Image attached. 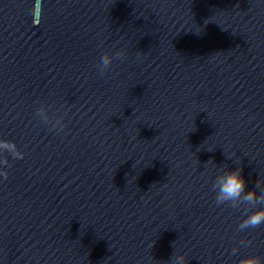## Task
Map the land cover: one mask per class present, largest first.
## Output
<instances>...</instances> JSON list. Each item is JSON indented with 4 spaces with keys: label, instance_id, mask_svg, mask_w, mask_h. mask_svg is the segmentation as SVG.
Segmentation results:
<instances>
[{
    "label": "clouds",
    "instance_id": "clouds-1",
    "mask_svg": "<svg viewBox=\"0 0 264 264\" xmlns=\"http://www.w3.org/2000/svg\"><path fill=\"white\" fill-rule=\"evenodd\" d=\"M125 56L123 49L117 51L115 55L105 52L99 61L98 72L101 76L107 73L112 67L113 60ZM34 117L42 124L50 125L53 131L62 133L67 127L64 124V117L58 116L50 108L40 105ZM14 160L24 159V153L18 149L14 141L0 139V177L4 181L8 180V168L11 167L8 157ZM229 159L233 157L228 156ZM212 162L211 160L208 161ZM207 163V164H208ZM237 164L240 163L236 161ZM246 181L242 176V168L236 167L229 169L226 166L219 167V171L212 182V190L215 192V204L217 207L227 205L232 209L242 210L243 219L238 225L239 232H245L249 229H256L264 225V178L256 182L252 190L246 191ZM250 242L241 240L239 245L231 250L232 256H238L241 246L248 247ZM186 254L180 253L175 249L169 264H187ZM237 264H264V259L256 255L240 256Z\"/></svg>",
    "mask_w": 264,
    "mask_h": 264
}]
</instances>
